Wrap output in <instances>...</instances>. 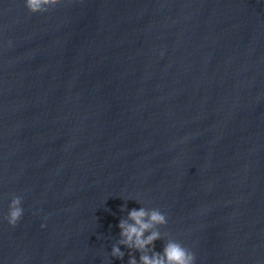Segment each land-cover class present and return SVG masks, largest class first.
<instances>
[{"label": "water", "instance_id": "water-1", "mask_svg": "<svg viewBox=\"0 0 264 264\" xmlns=\"http://www.w3.org/2000/svg\"><path fill=\"white\" fill-rule=\"evenodd\" d=\"M142 206L156 251L264 264V0H0V264H127Z\"/></svg>", "mask_w": 264, "mask_h": 264}, {"label": "clouds", "instance_id": "clouds-1", "mask_svg": "<svg viewBox=\"0 0 264 264\" xmlns=\"http://www.w3.org/2000/svg\"><path fill=\"white\" fill-rule=\"evenodd\" d=\"M61 3V0H25L26 8L33 14L48 12ZM22 198L16 196L12 199L9 210L4 219L13 227L17 226L23 218L24 209ZM126 206H121V211ZM168 217L158 208L140 207L127 209L126 218L120 219V239L112 245L111 256L123 259L126 255L121 245L131 250L128 253L127 264H196L195 253L181 242L169 238L164 244L163 251L155 250V242L162 240L161 227L167 226ZM46 225H42L45 227ZM166 235H168L166 233ZM139 252V260L135 253Z\"/></svg>", "mask_w": 264, "mask_h": 264}]
</instances>
